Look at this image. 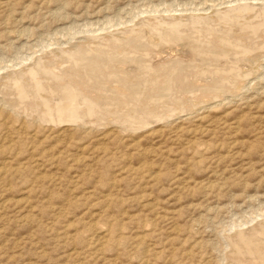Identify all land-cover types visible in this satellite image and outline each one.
<instances>
[{
    "label": "rangeland",
    "instance_id": "rangeland-1",
    "mask_svg": "<svg viewBox=\"0 0 264 264\" xmlns=\"http://www.w3.org/2000/svg\"><path fill=\"white\" fill-rule=\"evenodd\" d=\"M0 264H264V0H0Z\"/></svg>",
    "mask_w": 264,
    "mask_h": 264
},
{
    "label": "bare ground",
    "instance_id": "bare-ground-1",
    "mask_svg": "<svg viewBox=\"0 0 264 264\" xmlns=\"http://www.w3.org/2000/svg\"><path fill=\"white\" fill-rule=\"evenodd\" d=\"M241 13V12H240ZM198 17V16H197ZM206 20V19H205ZM210 20V19H209ZM180 21V20H179ZM172 23H174V22H172ZM160 25V24H159ZM162 25V24H161ZM156 26V25H155ZM205 28V27H204ZM164 29V28H163ZM171 30V29H170ZM238 30V29H237ZM180 31V30H179ZM177 32V31H176ZM162 35V34H161ZM117 36V35H116ZM176 37V36H175ZM138 38V37H137ZM168 38V37H167ZM231 38V37H230ZM242 39V38H241ZM176 40V39H175ZM194 40V39H193ZM167 41V40H166ZM121 42V41H120ZM159 42V41H158ZM132 44V43H131ZM152 44H153V42H152ZM97 45V44H96ZM145 45V44H144ZM159 45V44H158ZM221 45V44H220ZM83 46V45H82ZM193 46V45H192ZM205 46V45H204ZM98 47V46H97ZM142 47V46H141ZM131 48V47H130ZM138 48V47H137ZM180 48V47H179ZM115 49V48H114ZM124 49V48H123ZM139 49V48H138ZM149 49V48H148ZM168 50V49H167ZM174 50V49H173ZM177 50V49H176ZM180 50V49H179ZM130 51V50H129ZM183 51H186V50H183ZM182 51V52H183ZM182 52L180 51V53H178L177 55H175V53H172V52H168V54H167V56L169 57V59H172L173 57L175 58V57H179V58H186L187 57V59L189 58L188 56H190V51L186 54L185 52H183V54H182ZM203 52V51H202ZM221 52V51H220ZM147 53V52H146ZM186 55H185V54ZM201 54V53H200ZM227 54V53H226ZM215 55V54H214ZM84 56V55H83ZM204 56V55H203ZM217 57V56H216ZM78 58V57H77ZM161 58V60L160 61H157V65L159 64H161V63H164L166 60H164L163 59V56L161 57H159V59ZM165 58H167V57H165ZM173 58V59H174ZM108 59V58H107ZM176 59V58H175ZM174 59V60H175ZM104 60V59H103ZM197 60V59H196ZM211 60V59H210ZM42 61V60H41ZM181 61V60H180ZM208 61V60H207ZM49 62V61H48ZM47 62V63H48ZM99 62V61H98ZM143 62V61H142ZM154 62V61H153ZM168 62V61H167ZM171 62H173V61H171ZM182 62V61H181ZM180 62V63H181ZM184 62V61H183ZM222 62V61H221ZM50 63V62H49ZM73 64V63H72ZM137 64H138V62H137ZM145 64V63H144ZM143 64V65H144ZM170 64V63H169ZM169 64H167V65H169ZM174 64V63H173ZM142 65V66H143ZM148 65V64H147ZM153 65V64H152ZM152 65H151V67H152ZM154 65H156L155 63H154ZM162 65V64H161ZM171 65V64H170ZM180 65V64H179ZM188 65V64H187ZM195 65V64H194ZM128 66H129V64H128ZM175 66V65H174ZM197 66V65H196ZM130 67H132V66H130ZM136 67V66H135ZM141 67V66H140ZM146 67V66H145ZM150 66H147V68H149ZM162 67V66H161ZM165 67V66H164ZM163 67V68H164ZM178 67V66H177ZM226 67V66H225ZM116 68H117V66H116ZM120 68V67H119ZM118 68V69H119ZM122 68V67H121ZM144 68V67H143ZM173 68V67H172ZM229 68V67H228ZM40 69V68H39ZM123 69V68H122ZM151 69H155V68H151ZM162 69V68H161ZM180 69V68H179ZM89 70V69H88ZM172 70V69H171ZM97 71V70H96ZM120 71V70H119ZM122 71V70H121ZM124 71H125V73L126 74H130V75H132V76H134V70H127L126 68L124 69ZM123 71V72H124ZM143 71V70H142ZM141 71V72H142ZM68 72V71H67ZM90 72V71H89ZM95 72V71H94ZM116 72H117V70H116ZM139 72V70H137V72L136 73H138ZM140 72V73H141ZM149 72H151V71H149ZM214 72V71H213ZM66 73V72H65ZM119 73V72H118ZM125 73H122V75H124ZM161 73V72H160ZM215 73V72H214ZM224 73V72H223ZM46 74V73H45ZM112 74V73H111ZM120 74H121V72H120ZM126 74H125V76H126ZM144 74V73H143ZM147 74V73H146ZM137 75V74H136ZM108 76V75H107ZM114 76H116V75H114ZM140 76H141V74H140ZM188 76V75H187ZM123 77V76H122ZM177 77V76H176ZM219 77V76H218ZM130 78V77H129ZM190 78V77H189ZM119 79H121L120 77H119ZM138 79V78H137ZM153 79V78H152ZM210 79V78H209ZM154 80V79H153ZM65 81V80H64ZM63 81V82H64ZM72 81V80H71ZM86 81V80H85ZM103 81V80H102ZM158 81V80H157ZM166 81V80H165ZM183 81V80H182ZM210 81V80H209ZM208 81V82H209ZM212 81V80H211ZM32 82V81H31ZM206 82V81H205ZM21 83V82H20ZM67 83V82H66ZM72 83V82H71ZM110 83V82H109ZM125 83V82H124ZM197 83V82H196ZM28 84V83H27ZM121 84V83H120ZM90 85V84H89ZM104 85V84H103ZM141 85H142V83H141ZM146 85V84H145ZM58 86V85H57ZM59 86H60V84H59ZM114 86V85H113ZM125 86V85H124ZM129 86H130V84H129ZM133 86H135V85H133ZM205 86V85H204ZM62 87H63V84H62ZM78 87V86H77ZM80 87V86H79ZM103 87V86H102ZM198 87V86H197ZM50 88V87H49ZM56 88V87H55ZM60 88V87H59ZM58 88V89H59ZM122 88V87H121ZM120 88V89H121ZM133 88V87H132ZM152 88V87H151ZM165 88V87H164ZM219 88V87H218ZM72 89V88H71ZM73 89H74V85H73ZM72 89V90H73ZM80 89V88H79ZM81 89H83V88H81ZM111 89H113V88H111ZM119 89V90H120ZM128 88H126V90H127ZM129 89H130V87H129ZM142 89V88H141ZM160 89V88H159ZM187 89V88H186ZM186 89H184V91L186 92ZM102 91V90H101ZM121 91V90H120ZM119 91V92H120ZM129 91V90H128ZM150 91V90H149ZM158 91V90H157ZM73 92H75V91H73ZM88 92V91H87ZM154 92V91H153ZM66 93V92H65ZM156 93V92H155ZM182 93V92H181ZM184 93V92H183ZM199 93V92H198ZM56 94V93H55ZM68 94V93H67ZM67 94H64L63 92H62V90H60L59 92H58V94L56 95V97H53V102H51V103H57V105H58V102L59 103H63L64 102V100L63 101H60V98L61 99H65V98H67ZM74 94H76V93H74ZM96 94V93H95ZM102 94V93H101ZM106 94V93H105ZM77 95H80V94H77ZM186 95V94H185ZM201 95V94H200ZM76 96V95H75ZM157 96V95H156ZM159 96V95H158ZM184 96V95H183ZM199 96V95H198ZM203 96V95H202ZM20 97V96H19ZM71 97V96H70ZM83 99L85 98L86 99V101H88L89 103H91V104H93V106L95 105L97 108H98V110L100 109V110H107V109H109L108 107V100L109 99H106L105 97H104V95H100V94H96V95H93L92 94V96H88V95H86V94H83L82 96H81ZM107 97V96H106ZM154 97V96H153ZM50 98V97H49ZM55 98H56V100H55ZM72 98V97H71ZM160 98V97H159ZM175 98V97H174ZM47 99V98H46ZM84 99V100H85ZM114 99V98H113ZM152 99V98H151ZM184 99V98H183ZM52 100V99H51ZM68 100H70V99H68ZM67 100V101H68ZM127 99H125V101H126ZM180 100H182V99H180ZM179 100V101H180ZM73 100H71V102H72ZM162 101V100H161ZM183 101V100H182ZM165 102V101H164ZM186 102V101H185ZM49 103V102H48ZM32 104V103H31ZM65 104V103H64ZM143 104V103H142ZM189 104V103H188ZM131 105V104H130ZM156 105H157V103H156ZM170 105V104H169ZM22 106V105H21ZM35 106V105H34ZM53 106V105H52ZM73 106V105H72ZM114 106V105H113ZM92 107V106H91ZM139 107V106H138ZM190 107V106H189ZM74 108V107H73ZM114 109V108H113ZM135 109V108H134ZM152 109V108H151ZM44 110V109H43ZM57 111L58 109L56 108V106L53 108V111ZM99 110V111H100ZM155 110V109H154ZM73 111H74V109H73ZM78 111V110H77ZM97 112V111H96ZM171 112V111H170ZM181 112V111H180ZM50 113V112H49ZM55 113V112H54ZM60 113H62V114H64V112L62 111L61 112V110H60V112H59V114ZM66 113V112H65ZM91 113V112H90ZM109 113V112H108ZM162 113V112H161ZM168 113V112H167ZM57 114H58V111H57ZM102 114V113H101ZM145 114V113H144ZM176 115V114H175ZM62 116V115H61ZM51 117V116H50ZM74 117V116H73ZM46 118V117H45ZM59 118V117H58ZM88 118V117H87ZM91 118V117H90ZM96 118V117H95ZM106 118V117H105ZM108 118V117H107ZM106 118V119H107ZM137 118V117H136ZM44 119V118H43ZM50 119V118H49ZM60 119V118H59ZM64 119V118H63ZM125 119H126V117H125ZM157 119V118H156ZM71 121V120H70ZM86 121V120H85ZM97 121V120H96ZM155 122V121H154ZM153 122V123H154ZM93 123V122H92ZM113 123V122H112ZM137 123V122H136ZM96 124V123H95ZM243 230V229H242ZM260 247V246H259Z\"/></svg>",
    "mask_w": 264,
    "mask_h": 264
}]
</instances>
